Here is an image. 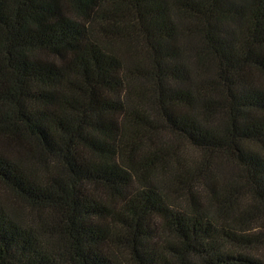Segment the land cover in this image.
Wrapping results in <instances>:
<instances>
[{
  "label": "trees",
  "instance_id": "1",
  "mask_svg": "<svg viewBox=\"0 0 264 264\" xmlns=\"http://www.w3.org/2000/svg\"><path fill=\"white\" fill-rule=\"evenodd\" d=\"M0 185V264H264V0H0Z\"/></svg>",
  "mask_w": 264,
  "mask_h": 264
},
{
  "label": "rangeland",
  "instance_id": "2",
  "mask_svg": "<svg viewBox=\"0 0 264 264\" xmlns=\"http://www.w3.org/2000/svg\"><path fill=\"white\" fill-rule=\"evenodd\" d=\"M195 153L194 151L187 148L184 155L193 156ZM0 199H6L9 202V206H13L17 204L16 201L9 195V193L0 185ZM22 218L25 220V216H31V213L29 211H24V208L22 209Z\"/></svg>",
  "mask_w": 264,
  "mask_h": 264
}]
</instances>
